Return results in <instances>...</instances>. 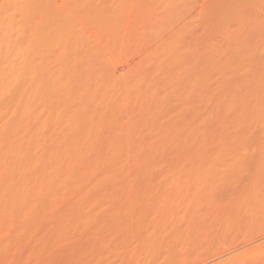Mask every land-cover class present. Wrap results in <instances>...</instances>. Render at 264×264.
<instances>
[{
    "label": "bare ground",
    "instance_id": "1",
    "mask_svg": "<svg viewBox=\"0 0 264 264\" xmlns=\"http://www.w3.org/2000/svg\"><path fill=\"white\" fill-rule=\"evenodd\" d=\"M258 126L264 0H0V233L161 189ZM263 198L240 189L225 214ZM255 244L210 264H264Z\"/></svg>",
    "mask_w": 264,
    "mask_h": 264
},
{
    "label": "rangeland",
    "instance_id": "2",
    "mask_svg": "<svg viewBox=\"0 0 264 264\" xmlns=\"http://www.w3.org/2000/svg\"><path fill=\"white\" fill-rule=\"evenodd\" d=\"M250 129L255 139L212 148L196 173L155 176L161 189L95 191L82 215L7 226L0 264H210L264 242V198L258 211L225 214L240 189L264 191V126ZM258 262L248 255L236 264Z\"/></svg>",
    "mask_w": 264,
    "mask_h": 264
}]
</instances>
